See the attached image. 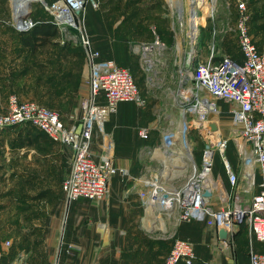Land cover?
<instances>
[{"label": "built area", "instance_id": "built-area-1", "mask_svg": "<svg viewBox=\"0 0 264 264\" xmlns=\"http://www.w3.org/2000/svg\"><path fill=\"white\" fill-rule=\"evenodd\" d=\"M198 1L192 0L186 32L189 57L196 51L200 39L195 19L201 0ZM37 2L50 16L49 22L65 36L63 40L78 45L83 51L88 94L80 103L79 118L70 126L62 123L57 111L12 95L7 111L0 113V129L28 124L52 141L67 146L71 162L62 183L66 199L100 201L107 196L112 176L121 174L132 178L127 169L115 164L114 146L105 131V123L116 112L118 103L132 102L140 106L144 105L143 99L131 70L114 60L102 59L93 47L85 25V10L88 4L98 8L97 0H35L33 3ZM210 2L214 3V0ZM213 13L214 7L209 4L206 15L212 17ZM248 20L245 3L238 0L235 32L242 61L216 55L214 42L208 46V55L192 65L191 85L186 88L188 95L179 102L183 117L179 130L163 134L162 141L152 148L150 163L143 167L136 181L141 185L138 197L147 217L156 214L179 221L206 223L214 229L216 247L221 250L230 249L235 234L245 225L249 237L263 246L262 250H257L251 240L248 263L264 264V50H258L254 44ZM37 23L39 21L30 16L13 19L18 32L30 31ZM164 49L165 44L156 37L150 42L134 44L131 52L147 69ZM218 101L228 104L230 138L222 136L218 125L221 119ZM212 123L216 125L215 130L211 128ZM151 130L141 128L138 135L148 140ZM193 132L206 142L198 161L188 140V134ZM96 136L100 143L94 154L92 144ZM231 139L238 158L236 170L226 156ZM157 150L159 157L155 155ZM175 154L180 161L177 166L169 162ZM217 156L229 181L230 194L223 188L221 179L214 175ZM181 176L184 180L180 182ZM256 186L259 190L251 194ZM205 191H210V195L206 196ZM247 192L251 194L248 199L244 196ZM156 220L155 216L153 221ZM98 227L103 237L106 225L99 224ZM221 228L227 233L226 239L218 237ZM195 258L194 244L175 238L162 264H192Z\"/></svg>", "mask_w": 264, "mask_h": 264}, {"label": "crops", "instance_id": "crops-1", "mask_svg": "<svg viewBox=\"0 0 264 264\" xmlns=\"http://www.w3.org/2000/svg\"><path fill=\"white\" fill-rule=\"evenodd\" d=\"M252 10L249 32L257 49L264 50V0L255 2ZM85 19L100 57L123 61L128 51L125 44L119 48L115 40L104 42L98 38L99 33H106V19L91 8L86 9ZM117 24L116 21L114 25ZM13 45L14 39L0 37V46L4 48L0 51V112L7 108L10 96L15 95L57 111L65 126L72 125L81 114L82 99L88 94L83 51L70 48L56 54L48 45L38 48L34 53L40 56L32 58L37 63L34 66L33 62L32 67L39 70L41 80L34 81L32 77L28 92L22 89L20 78L8 73V61L12 59L14 65L23 62L24 51L8 48ZM44 52L49 53L43 55ZM238 58L241 62L239 53ZM218 106L221 118H228V104L218 101ZM149 118V111L132 102H120L105 123L114 146L115 164L127 169L132 178L114 175L107 196L100 201L66 199L62 183L71 162V153H63L70 152L67 146L52 141L28 124L0 129V264H162L175 238L194 244V264H240L235 250L231 256L228 250L216 248L215 231L203 222L179 221L156 214H152L153 218L146 216L136 179L149 164L150 149L158 145L152 130L148 140L138 135L141 128L149 127ZM30 128L33 133H28ZM99 143L96 136L92 144L94 154ZM228 159L236 170L237 159ZM213 172L230 194L220 158L215 159ZM258 190L256 186L250 192ZM250 192L244 193L246 199L251 197ZM155 216L157 220L153 221ZM169 218L176 221L164 231ZM99 224L106 225L103 237ZM253 245L257 250L263 249L256 240Z\"/></svg>", "mask_w": 264, "mask_h": 264}, {"label": "rangeland", "instance_id": "rangeland-1", "mask_svg": "<svg viewBox=\"0 0 264 264\" xmlns=\"http://www.w3.org/2000/svg\"><path fill=\"white\" fill-rule=\"evenodd\" d=\"M205 1L206 0H201L196 8L198 11V18H196V21H198L201 41L196 45V51L194 54L192 53L190 57L188 56L190 45L186 37V32L193 3L192 0H97L99 4L98 8L95 9L89 4L86 6V9L91 8L98 11L100 16L107 21L106 33H99V39H102L104 42L115 40L119 43V48L122 47L120 44H125L128 50L127 57H123V61L116 63L130 68L132 71L144 103V105L140 106L134 105L137 108L149 111V127L146 128L152 129L154 140L158 143L162 141L165 132H176L179 130L183 121V117L178 108L179 102L182 97L184 98L188 95L186 93V88L191 85L189 74L192 65L198 61H202L208 55V46L214 42L215 50L217 51L216 55L239 59L238 53L240 55V51L237 45L235 32L238 0H214V3L210 2V0L204 3ZM240 1L245 3L247 14L250 15L249 18L252 17L253 10L251 11V8H253L255 2L259 0ZM19 2L20 0H0V37L6 36V39H10V41L14 39V45L11 47L8 46V48H17L22 52L24 51V53L20 52L22 54L21 61H23L21 65H14L12 59L8 61V73L11 77H18L16 79L20 78L23 83L22 89L29 92L32 77L34 81L41 80L39 70L32 67L37 64L32 58H35V55L40 56V54L30 52L28 48L22 46L19 38L20 33L13 26V19L17 16L21 19L23 16V12L17 14ZM31 4L32 6H29L26 12L29 13L30 17H35L37 19L38 17L36 15H42L43 13L44 17H39V19H50L48 13L42 11L43 8L38 2ZM209 4H212L214 7L212 17L206 15ZM116 21L118 24L114 25ZM85 25L87 28L86 19ZM156 37L165 44V49L162 54L154 60L152 67L146 69L141 66V62L137 59L138 57L132 54L131 48L134 44L150 42ZM64 38L65 36L58 32L46 45H48L49 48L51 47L56 54H60L63 50L70 48L76 51L81 50L78 45L64 41ZM3 49L4 48L0 46V51ZM42 52L41 50V53ZM48 53L49 52H44L43 55ZM32 70H34V73H32ZM35 73L37 74L35 75ZM44 75L43 73V76ZM6 111L7 108L0 113ZM218 125L221 126L222 136L230 138L229 119L221 118ZM23 129L24 128H22V130ZM28 133H33V129L30 128ZM189 134L188 140L192 152L195 155L198 153L199 156L200 150L206 142L199 138L195 132H193L192 135ZM40 136L41 135L38 137ZM150 150L152 151V148ZM63 153L71 152L64 150ZM155 155L159 157V150L155 151ZM226 156L230 159H238L232 139L227 146ZM196 158L198 159V157ZM216 158H219V156ZM169 162H172V164L176 166L180 165V161L176 157V154L173 156V160ZM154 166H157L156 162H154ZM142 172H140L139 176H141ZM120 176L127 178V176L121 174ZM179 178L180 182L184 180L183 176ZM140 186L139 184V187ZM169 219L170 221L166 219L164 229L162 230L165 231L168 229L169 225H171V222L176 221L174 218ZM203 224L206 225V223ZM158 225L157 223V226ZM248 236L244 235L238 242L231 243L230 249L228 250L231 256L234 254V250L239 254L240 264L247 263L248 246L251 240H253V238ZM214 251L213 249L212 252ZM206 264L214 263L207 262Z\"/></svg>", "mask_w": 264, "mask_h": 264}, {"label": "trees", "instance_id": "trees-1", "mask_svg": "<svg viewBox=\"0 0 264 264\" xmlns=\"http://www.w3.org/2000/svg\"><path fill=\"white\" fill-rule=\"evenodd\" d=\"M36 11H38V10H36ZM42 11L45 12L44 10H42ZM36 16L38 17L37 19L35 17H32V18L35 20H38L39 23H37L30 31L19 32L20 33L19 38H20V42H21L22 46L28 48L30 52H36V50L38 48L49 43L50 42L49 40H51V38L55 37L58 33L57 28L54 25H52L48 19L47 20H46V18L39 19V17H44L43 13H42V15H36ZM200 39H201V37H200ZM200 39H199V43L201 41ZM233 59L236 61H239L236 58H233ZM40 133L43 134L42 132H40ZM196 154L197 155H195V158L198 157V159L196 158V160L198 161L200 158V154H199V156H198V153H196ZM258 180L259 179L256 178V181H258ZM244 235L245 236L247 235V228L245 225H242L240 227L239 231L235 234L234 241L238 242V237L241 236V238H242ZM254 241H255V239L252 240L253 244H254ZM194 263L195 262H193L192 264H194ZM178 264H184V263L179 262ZM201 264H203V263H201Z\"/></svg>", "mask_w": 264, "mask_h": 264}, {"label": "water", "instance_id": "water-1", "mask_svg": "<svg viewBox=\"0 0 264 264\" xmlns=\"http://www.w3.org/2000/svg\"><path fill=\"white\" fill-rule=\"evenodd\" d=\"M27 17H29V13H24L23 14V16H22V18H27ZM189 79H191V75H189ZM211 128L213 129V130H215L216 129V125L215 124H211ZM247 143H249V141H247ZM206 196H209L210 195V191H205V193H204ZM218 237H219V239H226V237H227V233H226V231L224 230V229H219L218 230Z\"/></svg>", "mask_w": 264, "mask_h": 264}, {"label": "bare ground", "instance_id": "bare-ground-1", "mask_svg": "<svg viewBox=\"0 0 264 264\" xmlns=\"http://www.w3.org/2000/svg\"><path fill=\"white\" fill-rule=\"evenodd\" d=\"M34 1L35 0H20L18 12H20V13L23 12L22 14L26 13L27 9L29 8V6L31 7V5H32L31 3H33ZM14 19L16 20V17ZM187 25H188V23H187Z\"/></svg>", "mask_w": 264, "mask_h": 264}]
</instances>
